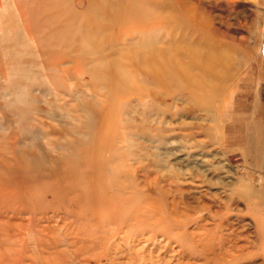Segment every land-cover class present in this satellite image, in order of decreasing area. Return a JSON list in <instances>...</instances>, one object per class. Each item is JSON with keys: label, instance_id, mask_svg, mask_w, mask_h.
Here are the masks:
<instances>
[{"label": "rangeland", "instance_id": "obj_1", "mask_svg": "<svg viewBox=\"0 0 264 264\" xmlns=\"http://www.w3.org/2000/svg\"><path fill=\"white\" fill-rule=\"evenodd\" d=\"M0 264H264V0H0Z\"/></svg>", "mask_w": 264, "mask_h": 264}]
</instances>
